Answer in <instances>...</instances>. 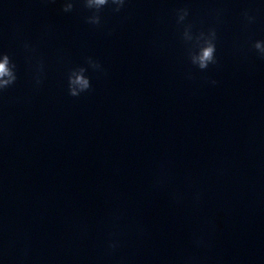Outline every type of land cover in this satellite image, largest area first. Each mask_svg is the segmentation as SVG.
<instances>
[{"label":"clouds","instance_id":"obj_1","mask_svg":"<svg viewBox=\"0 0 264 264\" xmlns=\"http://www.w3.org/2000/svg\"><path fill=\"white\" fill-rule=\"evenodd\" d=\"M129 0H61V11L63 13H72L78 9L85 13L84 22L93 27H100L102 24V12L105 8H110L113 13H120L128 4ZM176 23L181 29L180 39L185 45V53L191 65L200 71H206L212 65L218 64L216 56L218 32L215 26L207 30H194L193 23L188 21L190 9L187 7L175 10ZM247 25L254 24L256 16L251 14L249 9L243 12ZM251 48L260 59H264V39L254 40ZM25 52V61L32 69V79L34 85L39 87L45 77V62L38 56L36 47L28 41L23 43ZM89 70L94 73H105V69L98 59L92 56L84 58V62L70 68L67 72V92L71 97H80L82 94L92 91L91 76ZM189 75V79H191ZM18 66L13 56L6 51H0V96H3L8 89L14 87L18 81ZM211 84H217L216 80L210 81ZM119 220V216H114V223ZM194 242L197 246H203L205 241L202 237H196ZM120 246L119 239L115 234L106 243V251L114 253ZM187 264H194L189 260Z\"/></svg>","mask_w":264,"mask_h":264}]
</instances>
